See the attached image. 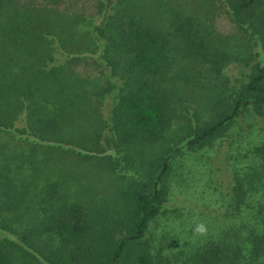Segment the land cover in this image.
<instances>
[{
    "label": "trees",
    "instance_id": "16d2710c",
    "mask_svg": "<svg viewBox=\"0 0 264 264\" xmlns=\"http://www.w3.org/2000/svg\"><path fill=\"white\" fill-rule=\"evenodd\" d=\"M213 1L257 43L247 54L258 59L228 96L217 94L214 113L191 124L179 144L140 160L143 174L131 176L118 227L91 217L81 199L57 205L47 233L58 234L62 247L51 256L37 244L43 229L35 230L37 222L28 214L43 218L44 209L68 193L59 173L38 164L36 154L46 153L39 147L59 150L72 142L73 151L81 152L90 139L96 140L101 146L89 157L97 158L98 172L115 169L113 159L125 149L135 156L146 153L174 126L173 93L159 79L172 64L171 49L191 47L201 60L221 66L235 45H210L198 17L203 9L197 15L189 0H96L89 12L34 0H0V137L8 140L0 139V264H12L13 245L41 254L42 263L150 264L146 234L166 201L173 158L208 146L246 112L264 114V0ZM81 58L99 71H75L71 63ZM104 97L109 98L107 130L93 129L78 139L69 133L78 121L89 126L99 120L97 102ZM14 138L27 145L16 150ZM254 150L264 161V141ZM16 236L23 239L18 245ZM218 247L211 244L202 251L206 264L236 261V255Z\"/></svg>",
    "mask_w": 264,
    "mask_h": 264
},
{
    "label": "rangeland",
    "instance_id": "374dc122",
    "mask_svg": "<svg viewBox=\"0 0 264 264\" xmlns=\"http://www.w3.org/2000/svg\"><path fill=\"white\" fill-rule=\"evenodd\" d=\"M34 1L47 2L48 5L53 3L61 9L68 7L87 12L96 7V0ZM189 5L197 15L199 7L203 9V14L198 17L210 45H235L231 47L234 49L230 53L231 57L219 66L209 58L201 60L199 54H193L191 47L171 49L173 60L170 69L163 71L159 79L161 85L170 91V96L173 93L169 108L174 126H169L165 136L146 148L144 154L135 156L129 153L132 149L119 152L111 166L115 165V169L97 171V158L89 157V154L92 155L101 143L93 139L81 152L73 151L72 142H65L59 150L39 147L46 153L36 154L38 164L43 165V170L52 168L51 172L59 173L66 187L65 193H68L61 195L63 201L55 203L53 207H46L43 218L34 212L28 214L29 219L37 222L34 223L35 230L38 227L43 229L36 238L43 252L56 255L55 251L62 247L58 234L47 233L51 231L47 226L54 223L52 220L58 214L56 206L63 202L81 199L91 217L101 224L118 227L131 176L143 174L140 160L154 154L155 149L160 152L166 146L179 144V139L188 132L190 125L212 115L214 100L219 95L228 96L233 85L239 86L242 77L258 59L247 54L252 47L258 48L257 43L213 0H189ZM45 17L41 16L42 19ZM90 61L81 58L71 64L77 72L95 74L99 68L93 67ZM215 72L220 74L216 75ZM102 83L107 82L104 80ZM108 101L109 98L104 97L97 102L102 107L97 122L86 126L78 121V124L68 127L69 133L78 135V139L80 136L92 135L93 131H90L93 129L106 131L107 126L103 123ZM0 139L2 142L7 140L5 137ZM263 141L264 114L246 112L235 119L223 136L208 146L181 152L173 158L166 201L161 212L150 222L146 234L150 264H206L202 251L211 244H218V249L224 248L233 257L237 256L234 258L236 261L228 260L225 264H264V161L254 150ZM11 143L16 150L27 145L16 138ZM99 159L102 162L103 158ZM42 181V177H39V184ZM201 222L206 227L203 235L194 232ZM17 236L18 245L23 239ZM30 241L35 245L34 240ZM13 247L9 255L12 264H53L42 263L45 257L32 250L27 253L17 246ZM213 264H220V260Z\"/></svg>",
    "mask_w": 264,
    "mask_h": 264
},
{
    "label": "clouds",
    "instance_id": "9594fccd",
    "mask_svg": "<svg viewBox=\"0 0 264 264\" xmlns=\"http://www.w3.org/2000/svg\"><path fill=\"white\" fill-rule=\"evenodd\" d=\"M194 232L196 234H199V235H203L206 233V227L205 225L201 222V223H198L196 228L194 229Z\"/></svg>",
    "mask_w": 264,
    "mask_h": 264
}]
</instances>
